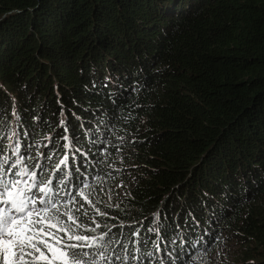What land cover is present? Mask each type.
<instances>
[{"label":"trees","instance_id":"1","mask_svg":"<svg viewBox=\"0 0 264 264\" xmlns=\"http://www.w3.org/2000/svg\"><path fill=\"white\" fill-rule=\"evenodd\" d=\"M0 164L58 187L88 264H187L227 236L264 264V0H0ZM75 180L87 201L62 203Z\"/></svg>","mask_w":264,"mask_h":264},{"label":"snow or ice","instance_id":"2","mask_svg":"<svg viewBox=\"0 0 264 264\" xmlns=\"http://www.w3.org/2000/svg\"><path fill=\"white\" fill-rule=\"evenodd\" d=\"M14 151L18 153L19 147ZM8 160L5 157L3 164ZM20 163L19 159L15 161L9 171ZM67 163V157L60 161L62 165ZM3 164H0V203L8 207L0 209V264H88L83 257L89 253L83 250L96 247L95 238L76 231L82 226L70 209L61 212V205L53 200L52 181L37 180V173L26 169L13 173L21 179H8ZM33 189L42 195H35ZM78 194L87 201L83 190ZM37 204L43 206L38 208ZM63 207L67 208V204ZM62 216L67 219H61Z\"/></svg>","mask_w":264,"mask_h":264},{"label":"rangeland","instance_id":"3","mask_svg":"<svg viewBox=\"0 0 264 264\" xmlns=\"http://www.w3.org/2000/svg\"><path fill=\"white\" fill-rule=\"evenodd\" d=\"M95 122H96V125L98 126V128H96L98 130V133H95L92 139L94 140L97 139V141L100 142V144L110 139L111 140L113 139L112 141L114 142L126 140V138L124 137L125 136L124 134L118 135L116 138H114L115 134L114 136L110 137V130H108V128L106 127L107 122L105 123V122H102L101 120H96ZM94 126L95 125L92 124V129H95ZM83 137H85L84 142L82 141L84 144L87 145V143L91 142V140L89 141V139L86 136H83ZM108 159L110 160H108L106 163L104 162L105 163L104 165L109 166V168L112 169L111 171L112 174L114 173L115 175H119V176H116V177L112 176V181L106 184V186L104 187V190L106 192L108 191L110 192L111 190H114V189L116 190L119 188L123 189L125 183H121L119 181L121 178H125L126 174L122 175L118 173V171L121 170L122 173L127 172L129 168L128 163L124 159L117 157V155H114V158H113L114 160H112L110 156L108 157ZM121 166L123 168H121ZM115 182L117 185L115 184ZM78 191L79 189L75 190L72 193V196L68 195L66 199L63 200V202H66L69 200L72 201L73 199H74L73 200L74 202L77 199L75 198V196L76 194H78ZM84 193L86 195L85 190H84ZM263 201L264 200H262V202ZM116 226H117V223L111 219H105V222L97 223V227L95 228V230L99 233V235L98 237H96V239H99V237L103 236L102 232H105L106 228L110 229V228H115ZM212 232L214 236H217L216 235L217 230H212ZM199 246L200 248H195L192 251V252H195V254L190 252L187 255L186 257L187 264H239L243 262V259L253 258L254 260L258 261L259 258L263 257L260 253L257 252L256 248L247 246L240 242H235V239L234 238L232 239V237L230 236L224 237V240L221 243L217 241V239L214 237V240L212 239V241H210V244L207 245L206 243H201V245ZM199 249H201V251H197ZM120 251H121V247H118L115 250L116 253H119ZM196 253H197V256H196ZM155 263H159V261L156 259Z\"/></svg>","mask_w":264,"mask_h":264},{"label":"clouds","instance_id":"4","mask_svg":"<svg viewBox=\"0 0 264 264\" xmlns=\"http://www.w3.org/2000/svg\"><path fill=\"white\" fill-rule=\"evenodd\" d=\"M83 161V163L82 164H79V166H78V168H77V171L78 172H80L81 173V167L83 166V165H85L86 164V162L88 161V160H86L85 161V159L84 160H82ZM82 183V185H84L83 183V181L81 180L80 182H79V180H75V182H71L70 183V186L69 187H65L64 189V191H63V195H62V202H63V200H65L66 199V197L68 196V195H70V196H72V193L75 191V190H78L79 189V185ZM85 186V185H84ZM58 188V187H57ZM57 188H53V200H54V202H56V203H58V200L57 199H54V197H58L59 196V194H58V190H57ZM66 192H69L67 195L65 194ZM42 194H40L39 193V195L38 196H41ZM58 204H61V203H58ZM43 205H40V204H37V206L36 207H42Z\"/></svg>","mask_w":264,"mask_h":264}]
</instances>
